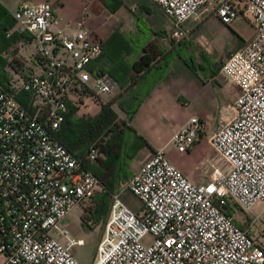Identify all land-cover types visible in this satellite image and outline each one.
<instances>
[{"label":"built area","instance_id":"built-area-1","mask_svg":"<svg viewBox=\"0 0 264 264\" xmlns=\"http://www.w3.org/2000/svg\"><path fill=\"white\" fill-rule=\"evenodd\" d=\"M153 1L172 18L173 40L206 5L224 24L250 19L253 34L221 65L238 93L232 116L208 136L220 163L196 184L155 150L112 192L90 264H264V245L250 233L257 216L244 229L230 213L264 202V0ZM11 14L6 35L27 33L33 51L8 86L0 84V264H82L73 247L84 241L68 231L66 216L98 179L55 131L68 102L107 96L116 82L91 67L102 41L84 17L67 33L49 1H22ZM207 130L205 120L190 116L173 133V147L186 152ZM95 155L92 148L87 157ZM125 190L138 209L124 202Z\"/></svg>","mask_w":264,"mask_h":264},{"label":"crops","instance_id":"crops-1","mask_svg":"<svg viewBox=\"0 0 264 264\" xmlns=\"http://www.w3.org/2000/svg\"><path fill=\"white\" fill-rule=\"evenodd\" d=\"M22 1L30 3L49 1L54 13L59 17V27L67 33H73L76 28L75 22L84 17L86 26L93 32L92 34L96 39L102 41V45L109 40L114 43L121 42L122 44L126 42L131 50V53L125 56V59L129 62L136 60L147 44L150 43L155 46L159 51V55L155 59L153 67L139 83L133 86V89H137L142 95L144 94V97L138 104L128 125L149 144V147L140 149L132 159L133 172L155 150H162L166 157L191 181L196 184L207 181L211 164L220 163L209 143L208 136L218 125L223 124L232 116L233 101L238 93L237 86L223 74L221 70L222 63L219 62L218 55L214 57L213 54L209 53L210 59L208 47H206V55L204 51H199L200 60L193 62L191 58L185 59L176 51L177 49L181 51L183 46L165 53L164 48L151 40L150 36L157 34L158 31L153 30L147 18L152 19V24L155 21L160 32L170 40L172 18L166 15L153 0H147V4L136 0L137 4L134 3V6L127 7L131 15L126 10L122 9L121 11L123 0H112L110 4L108 0H0V5L12 12ZM124 13L129 14L132 22H135V32L132 28L128 29L129 32L125 31L116 22L120 16L124 17ZM211 15H214L215 19L222 23L217 18L211 5L199 8L187 21L193 19L194 21L199 20L200 23L202 17L210 18ZM123 26L125 27V25ZM127 27H132V25L128 24ZM183 27L186 32V39L191 38L192 29L189 27V23H185ZM25 42L28 46L29 41H26L25 38L17 39L8 48L11 49L16 44ZM188 42L193 41L191 39L184 41L183 45ZM5 51L0 53V56L7 61L12 58L19 59L15 57L19 54L7 56L8 53ZM28 53L31 54L30 51ZM198 62L200 64L207 62L206 67L203 68L204 77L198 73L200 69L197 67L200 65ZM92 66L106 72L105 67L100 62L93 63L92 61ZM5 68L9 69L8 72L14 74L10 66L7 65ZM116 87L121 88L117 83ZM190 116L205 120L208 124V130L197 137L194 145L188 151L178 152L172 146L171 137ZM120 185L122 184L120 183L115 190ZM230 213L234 222L244 229L249 227L255 217L251 208L246 210L236 206ZM251 228L252 226H250V230Z\"/></svg>","mask_w":264,"mask_h":264},{"label":"trees","instance_id":"trees-1","mask_svg":"<svg viewBox=\"0 0 264 264\" xmlns=\"http://www.w3.org/2000/svg\"><path fill=\"white\" fill-rule=\"evenodd\" d=\"M14 25V18L8 10L0 5V51L14 44L17 39L30 40L31 36L25 32L13 31L9 36L5 32ZM1 53V52H0ZM129 46L124 42L114 43L109 40L102 45V51L93 61L100 62L106 72L125 90L118 94L111 102H97L99 110L92 115H77V102H68L64 113V120L55 131V137L75 156L81 158L85 169L91 171L98 179L97 188L88 196L92 206L89 214L81 215V224L92 227L106 220L110 196L115 188L125 182L131 175L130 165L137 152L143 147H149L148 142L136 134L128 125L144 94L133 89L154 65L159 51L152 44H147L139 57L129 62L125 56L130 54ZM10 66L14 73L19 72L21 61L12 58L7 61L0 56V84L8 86L11 73L6 70ZM22 93L18 95L21 98ZM93 98H96L93 96ZM115 102L125 114L124 120H118L117 112L111 107ZM94 148V159L87 157L88 151ZM96 190V191H95Z\"/></svg>","mask_w":264,"mask_h":264},{"label":"rangeland","instance_id":"rangeland-1","mask_svg":"<svg viewBox=\"0 0 264 264\" xmlns=\"http://www.w3.org/2000/svg\"><path fill=\"white\" fill-rule=\"evenodd\" d=\"M123 1L124 3L121 6V11L122 9L126 10L131 15L127 7H131L132 5L134 6V3L137 4L136 0ZM140 1L147 4V0ZM111 2L112 0H108L109 4ZM135 12H137V10H135ZM124 14V17L120 16L116 22H118L119 26H122L125 31L129 32L130 30L128 29L132 28V30L135 32V22L133 21V24L132 18L129 14ZM204 18L206 17H202L203 21L202 19H200V23L199 20L194 21L193 19L185 22L186 24L189 23V27L192 29L191 38L186 39L187 37L183 36V38H180L179 40H170L166 35L160 32L159 26L155 23V21H153L152 24V19L150 20L149 18H147V21L153 28V30L158 31L157 34L151 35L150 38L151 40L159 44L162 48H164L165 53L169 52L171 49L177 47L180 48L183 46V48H181V51H179L180 49H177L176 51L179 52L182 57H185V59L191 58L193 62H195L196 60H200V57L198 55L199 51H204V54L206 55V47H208V55L209 53L213 54L214 57H217L218 55V60L220 63H222L228 55L229 51L236 50L238 47H241L253 34V22L242 15H239L230 24L220 23L219 21H217V19H215L214 15H211L210 18ZM128 24H131L132 27L126 28V25ZM123 25H125V27ZM190 39L193 42H188L184 44V46L183 42ZM3 51L0 52L3 53ZM29 51L32 53L33 45L32 43H28V46H26L25 42L18 43L11 49L8 48L5 52L8 53L7 56H14L15 54H19V56L16 55L15 57L19 58V60L24 64L25 62H28L27 57L30 56V53H28ZM206 65L207 62H204L199 65L200 67L197 66L198 69H201H199L198 73L202 77L205 76L203 68H205ZM18 67L20 68L21 66ZM124 90L125 87L122 89L119 87H114L112 92L107 96L101 97L96 95V98L83 97L81 99V103L78 105L77 115H92L96 113L99 110V107L96 104L98 101L101 103L111 102L114 98L118 97V94H120ZM111 107L117 112L118 120H124L126 118L125 114L118 108L115 102H112ZM133 169L134 166L133 164H131L130 171L133 172ZM120 187L121 185L119 186V188ZM93 193L94 192H92V194ZM122 199L125 203L132 207V209L136 210L140 206V203L137 198L127 190L122 193ZM91 206L92 202L90 199L87 198L83 201L82 204H78L73 207L66 216L68 231L73 236L82 238L84 241L82 245H77L73 247L74 255L82 264H90L93 259H95L96 245L103 233V220L97 223L96 225L93 222L88 221L90 225H92V227H86L85 225L83 226L81 224V215L89 214ZM251 210H253L257 218L252 224L250 233L252 236L255 237V239H259L261 244L264 245V202H257L251 207Z\"/></svg>","mask_w":264,"mask_h":264}]
</instances>
